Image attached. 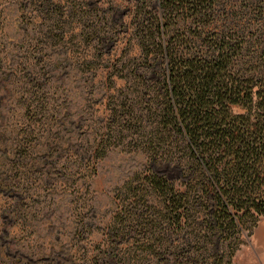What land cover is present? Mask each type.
<instances>
[{
	"label": "rangeland",
	"instance_id": "1",
	"mask_svg": "<svg viewBox=\"0 0 264 264\" xmlns=\"http://www.w3.org/2000/svg\"><path fill=\"white\" fill-rule=\"evenodd\" d=\"M214 3L220 23L240 16L249 27L258 16L247 0ZM141 4L161 9L158 0H0V264L107 259L124 182L152 170L179 186L178 166L143 151L117 144L97 156L108 95L125 83L121 73L140 67L132 17ZM144 216L149 227L148 209ZM246 226L233 261L264 264V215ZM229 241L217 249L220 264ZM134 245L118 244L122 261L155 263Z\"/></svg>",
	"mask_w": 264,
	"mask_h": 264
},
{
	"label": "trees",
	"instance_id": "2",
	"mask_svg": "<svg viewBox=\"0 0 264 264\" xmlns=\"http://www.w3.org/2000/svg\"><path fill=\"white\" fill-rule=\"evenodd\" d=\"M150 4L133 14L140 67L121 73L125 83L108 95L97 156L117 144L143 151L178 166L179 186L152 170L127 179L107 259L93 263L142 264L117 255L132 241L154 264H220L229 239L235 264L247 222L264 215V0H247L258 15L249 27L239 15L218 22L214 0ZM197 12L209 17L200 22Z\"/></svg>",
	"mask_w": 264,
	"mask_h": 264
}]
</instances>
